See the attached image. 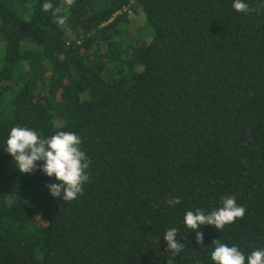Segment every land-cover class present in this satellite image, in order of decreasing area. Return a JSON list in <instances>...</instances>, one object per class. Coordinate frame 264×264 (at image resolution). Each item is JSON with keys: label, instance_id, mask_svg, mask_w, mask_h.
<instances>
[{"label": "trees", "instance_id": "trees-1", "mask_svg": "<svg viewBox=\"0 0 264 264\" xmlns=\"http://www.w3.org/2000/svg\"><path fill=\"white\" fill-rule=\"evenodd\" d=\"M44 2L0 0V264H214V240L245 257L264 250V9L48 0L68 17L59 26ZM130 9L142 15L135 30ZM17 126L81 137L82 195L54 198L43 162L20 172L4 150ZM226 196L245 216L202 226V247L185 213Z\"/></svg>", "mask_w": 264, "mask_h": 264}, {"label": "clouds", "instance_id": "clouds-1", "mask_svg": "<svg viewBox=\"0 0 264 264\" xmlns=\"http://www.w3.org/2000/svg\"><path fill=\"white\" fill-rule=\"evenodd\" d=\"M233 9L238 13L251 14L264 9V0H259L256 6L250 7L245 0H233ZM42 11L51 12L53 22L59 26L67 23L68 17L61 15V8H54L53 4L45 0ZM83 141L75 132L59 131L48 138L41 137L35 130L28 127H13L6 141L5 151L10 154L16 166L23 174H30L37 170V162H43L42 171L47 177H55L57 183L49 184L50 194L64 203L74 201L83 194L84 185L90 182L91 161L82 150ZM166 205L174 208L181 203L178 197L169 198ZM222 206L206 214L203 209L195 212L187 211L184 224L196 233L197 244L203 247L204 233L202 226L210 225L217 230L234 224L243 219L246 209L236 203L234 196H226L221 201ZM178 229L170 228L164 234L168 252L178 255L185 246L177 242ZM214 250L211 259L214 264H264V250L253 251L245 255L236 246H228L219 240H214Z\"/></svg>", "mask_w": 264, "mask_h": 264}, {"label": "rangeland", "instance_id": "rangeland-1", "mask_svg": "<svg viewBox=\"0 0 264 264\" xmlns=\"http://www.w3.org/2000/svg\"><path fill=\"white\" fill-rule=\"evenodd\" d=\"M136 8V7H135ZM129 18L131 20L130 27L135 30L137 27H139L141 24L142 15L137 14L136 12L133 13V10H129Z\"/></svg>", "mask_w": 264, "mask_h": 264}, {"label": "built area", "instance_id": "built-area-1", "mask_svg": "<svg viewBox=\"0 0 264 264\" xmlns=\"http://www.w3.org/2000/svg\"><path fill=\"white\" fill-rule=\"evenodd\" d=\"M127 8H125L124 10H126Z\"/></svg>", "mask_w": 264, "mask_h": 264}]
</instances>
